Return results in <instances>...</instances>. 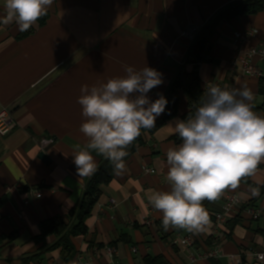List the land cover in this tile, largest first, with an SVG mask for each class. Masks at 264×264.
Wrapping results in <instances>:
<instances>
[{
	"label": "crops",
	"instance_id": "crops-1",
	"mask_svg": "<svg viewBox=\"0 0 264 264\" xmlns=\"http://www.w3.org/2000/svg\"><path fill=\"white\" fill-rule=\"evenodd\" d=\"M241 0H53L42 17L23 36L13 20L0 22V113L7 109L15 128L0 135V264H145V258H163V264H264V219H250L244 209L264 211V161L252 176L243 177L206 210L202 231L162 225V213L148 200L153 191H170L166 153L173 141L176 120H187V99L181 98L179 116L167 123L125 163L104 188L86 236L73 238L76 255L65 261L56 236L42 237V224L62 218L70 227L73 210L81 202L93 174L108 160L90 150L96 171L79 177L73 156L86 147L80 131L84 121L78 103L81 87L99 86L124 77L126 66L150 67L162 83L147 96L155 101L167 94L179 70L196 68L207 98V88L246 85L253 93V111L261 115L264 96L260 79L234 66L240 53L264 46V10L220 25L207 61L187 64L195 35L220 11ZM0 0V21L6 18ZM238 42L240 34H250ZM211 60V61H210ZM264 73V60L256 59ZM164 113L156 119H160ZM48 145L43 147V142ZM44 152L50 162L40 158ZM151 168L155 173H147ZM11 188L9 191L8 189ZM253 191L257 195H253ZM41 192L40 199L31 198ZM245 203L238 214L215 233V214L223 211L229 194ZM30 200L29 205H24ZM116 201V205L112 201ZM243 213V214H242ZM150 220V224L146 221ZM193 237L192 247L174 246L175 238ZM116 248L117 256L107 250ZM218 251L220 257L207 254Z\"/></svg>",
	"mask_w": 264,
	"mask_h": 264
},
{
	"label": "clouds",
	"instance_id": "clouds-1",
	"mask_svg": "<svg viewBox=\"0 0 264 264\" xmlns=\"http://www.w3.org/2000/svg\"><path fill=\"white\" fill-rule=\"evenodd\" d=\"M53 0H4L7 10L2 23L13 20L27 31L47 14ZM124 77L99 86L84 85L78 103L85 118L80 131L88 138L86 147L76 146L73 163L79 177L90 176L96 163L95 150L113 163L120 175L125 170V149L151 129L165 111L168 101L160 95L151 101L147 93L163 81L150 67L137 71L126 66ZM253 93L246 85L231 91L207 88V99L194 118L176 120L174 131L182 144L166 153L170 191H153L150 204L162 213L165 230L170 226L199 232L208 224L203 201H215L226 189H236L243 177L256 173L264 161V116L253 111ZM258 193L253 191V195Z\"/></svg>",
	"mask_w": 264,
	"mask_h": 264
},
{
	"label": "trees",
	"instance_id": "trees-1",
	"mask_svg": "<svg viewBox=\"0 0 264 264\" xmlns=\"http://www.w3.org/2000/svg\"><path fill=\"white\" fill-rule=\"evenodd\" d=\"M263 10L264 0H241L220 11L196 35L188 52L187 64L197 66L209 59L212 50V41L217 35L218 29L222 23L242 17L257 15ZM42 19L44 22L46 17H42ZM32 33L33 32L28 29L27 31H23L22 35L27 36ZM260 91L264 96V76L260 79ZM182 95L186 97L190 109L187 118H194L198 108L202 106L207 99L205 91L202 89L201 78L196 68L190 70L187 66H184L179 70L165 95L168 103L166 104L163 116L160 119H156L155 126L151 129H141L140 136L125 149L128 153V155L123 158L125 163L140 147L147 144L148 135L154 136L167 123L179 116ZM260 111L262 112L260 116H264V104L260 108ZM173 141L176 144H182V140L178 134L173 137ZM113 167V163L108 159L90 178L81 202L72 212V216L75 220L71 227L66 224L62 218L48 220L41 226L42 237L56 236L59 239L56 248L61 249L62 255L67 262L73 260L76 255L77 250L73 238L86 236L89 232L87 221L92 217L95 207L103 195L104 188L111 184L116 175ZM227 190L228 189H226L223 194H225ZM215 201L204 200L203 207L205 210ZM163 263V258L161 257L145 258V264Z\"/></svg>",
	"mask_w": 264,
	"mask_h": 264
},
{
	"label": "built area",
	"instance_id": "built-area-1",
	"mask_svg": "<svg viewBox=\"0 0 264 264\" xmlns=\"http://www.w3.org/2000/svg\"><path fill=\"white\" fill-rule=\"evenodd\" d=\"M199 32H197L198 34ZM196 34V35H197ZM255 32H250V34H240L236 37V40L238 42L244 40L247 38V35L253 36ZM195 35V37H196ZM256 59L264 60V46L261 47H253L250 50H248L245 53H240L239 57L234 63V66L239 68L241 73L246 76H251L254 78L261 79L264 76V73L262 70L257 66ZM211 86H218L221 88L219 84H212ZM226 90L231 91L232 89H235L234 87H227L224 88ZM15 128V123L11 117V113L9 110L5 109L0 113V135L6 136L8 135L13 129ZM43 147H46L48 145L47 141L43 142ZM145 172L147 173H155L154 169L151 168H144ZM9 191L11 188L8 189ZM31 198L34 199H40L42 197L41 192H32L30 194ZM31 203L30 200H26L24 205H29ZM113 205H116V201H112ZM245 203L243 202L242 198L239 194L233 193L229 194L223 204V211L221 213H216L215 218V233H219L220 229L227 224L230 218V214H238L241 209L244 208ZM244 213L250 218V219H256V218H262L264 219V211L259 208H245ZM151 221H146V224H150ZM171 244L174 246H184V247H192L195 244V239L191 236L185 237V238H175L171 240ZM107 254L110 257L117 256V250L116 248H110L107 250ZM220 255L218 254V251H213L207 254L206 258L214 259L218 258ZM256 259L259 262L264 261V253H259L256 255ZM90 264V263H87ZM110 264H116L114 262ZM238 264H241L238 262Z\"/></svg>",
	"mask_w": 264,
	"mask_h": 264
},
{
	"label": "water",
	"instance_id": "water-1",
	"mask_svg": "<svg viewBox=\"0 0 264 264\" xmlns=\"http://www.w3.org/2000/svg\"><path fill=\"white\" fill-rule=\"evenodd\" d=\"M211 61V60H210ZM40 158L44 161V162H46V163H49L50 162V158H49V156L46 154V153H44V152H42L41 154H40Z\"/></svg>",
	"mask_w": 264,
	"mask_h": 264
}]
</instances>
